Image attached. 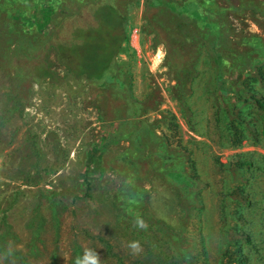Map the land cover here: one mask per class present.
<instances>
[{
	"label": "rangeland",
	"instance_id": "1",
	"mask_svg": "<svg viewBox=\"0 0 264 264\" xmlns=\"http://www.w3.org/2000/svg\"><path fill=\"white\" fill-rule=\"evenodd\" d=\"M31 1L0 0V264H76L89 251L98 264H264V117L234 97L255 91L264 98V81L239 75L244 58L225 70L220 85L209 52L183 22L174 26L159 13L167 34L156 43L142 29L143 6H128L117 59L131 76L132 96L159 103L141 119L166 142L174 165L183 162L206 187L187 197L160 177L129 185L104 169L90 174L87 188L86 163L94 167L100 142L124 128L99 118L98 96L55 62L47 32L28 60L15 51L30 31ZM64 2L57 34L66 21L92 23L79 0ZM216 3L233 32L264 58V0ZM175 45L184 52L176 53L184 62L178 75L168 59ZM37 56L57 81L30 80ZM254 67L264 75V60ZM224 88L231 93L223 96ZM126 146L122 140L107 152ZM235 190L247 194L248 205L231 196ZM130 198L136 206H128ZM239 229L248 241L232 234Z\"/></svg>",
	"mask_w": 264,
	"mask_h": 264
},
{
	"label": "trees",
	"instance_id": "2",
	"mask_svg": "<svg viewBox=\"0 0 264 264\" xmlns=\"http://www.w3.org/2000/svg\"><path fill=\"white\" fill-rule=\"evenodd\" d=\"M31 2L35 4L31 13L32 21L29 22L32 24L28 25L30 31L23 35L26 37L25 44L17 45L15 51L24 54L22 57H26L25 61L28 60L30 52L44 43L42 33L47 32L53 39L52 42L47 37L51 42L55 62L73 77L84 79L91 92L98 96L95 103L99 118L108 121L118 120L122 122L124 128L120 137L112 135L100 142L92 154V159L97 162L94 167L90 168V163H86V171L90 173H86L82 180L85 187L88 188L90 184L88 179L90 174L106 169L121 175L129 185L139 182L149 174L160 177L179 187L187 197L204 189L206 184L197 176L187 174L183 162L174 165V157L166 142L156 134L149 123L141 119L149 108L154 110L159 103L153 102L152 96L144 100L132 96L131 76L124 63L119 62L117 57L125 50L127 7L141 4L144 8L142 29L153 35L156 43H162L159 37L166 33L155 19L159 13L169 17L174 26L183 22L190 33L203 42L211 56L216 70V81L220 85L224 81L225 70L229 72L234 62L237 63L243 58L239 75L249 73L264 81V75L254 67L255 62L264 60L261 56L262 50L253 49L248 45L247 39H242L233 32L227 20L222 17L217 0H79V4L91 12L94 20L90 24L84 23L83 26L66 21L62 35L57 34L54 27L58 24L57 18L61 20L60 17L68 10L66 2L64 0ZM33 27L36 30H31ZM172 50L175 53L168 59L174 73L178 75L184 62L177 59L176 53L182 55L184 52L179 45L172 47ZM35 59L31 72H28L30 80L57 81L51 66L45 63V58L37 56ZM221 93L227 96L231 90L224 88ZM234 97L238 102L252 104L264 117V98L258 92L250 91L247 97L234 94ZM122 140L127 143L122 152L116 155L107 152L109 145H116ZM246 195L238 190L231 193V196L241 198L242 202L248 205ZM137 203L136 199L130 198L128 206L134 207ZM239 222L244 223L242 218H239ZM232 234L245 241L249 240L241 229L233 230Z\"/></svg>",
	"mask_w": 264,
	"mask_h": 264
},
{
	"label": "clouds",
	"instance_id": "3",
	"mask_svg": "<svg viewBox=\"0 0 264 264\" xmlns=\"http://www.w3.org/2000/svg\"><path fill=\"white\" fill-rule=\"evenodd\" d=\"M137 224H140V222L137 221ZM129 247L134 251H138V245L136 242H132ZM8 255H11V253L9 252ZM76 264H98L97 255L92 251L86 252L82 259L76 260Z\"/></svg>",
	"mask_w": 264,
	"mask_h": 264
}]
</instances>
